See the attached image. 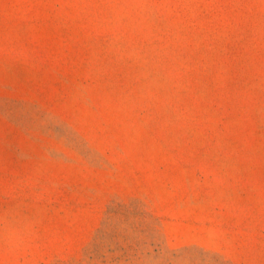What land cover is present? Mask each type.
Returning <instances> with one entry per match:
<instances>
[{
  "label": "rangeland",
  "instance_id": "rangeland-1",
  "mask_svg": "<svg viewBox=\"0 0 264 264\" xmlns=\"http://www.w3.org/2000/svg\"><path fill=\"white\" fill-rule=\"evenodd\" d=\"M0 264H264V0H0Z\"/></svg>",
  "mask_w": 264,
  "mask_h": 264
}]
</instances>
